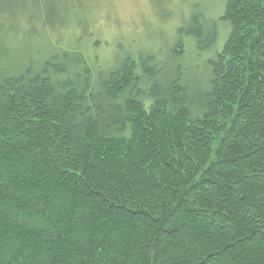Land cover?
I'll use <instances>...</instances> for the list:
<instances>
[{"label":"trees","instance_id":"obj_1","mask_svg":"<svg viewBox=\"0 0 264 264\" xmlns=\"http://www.w3.org/2000/svg\"><path fill=\"white\" fill-rule=\"evenodd\" d=\"M219 21L205 83L0 47V264H264V0ZM218 22L179 33L208 51Z\"/></svg>","mask_w":264,"mask_h":264},{"label":"rangeland","instance_id":"obj_2","mask_svg":"<svg viewBox=\"0 0 264 264\" xmlns=\"http://www.w3.org/2000/svg\"><path fill=\"white\" fill-rule=\"evenodd\" d=\"M225 5L226 0H0V15L6 16L0 18V47L8 68L15 63L23 68L29 61L39 67L68 53L69 61L81 58L106 73L128 57L138 62L152 55L169 76L180 73L191 82L199 74L205 83L206 63L223 49L230 33L227 22H218ZM196 13L218 22V41L208 51L198 49L195 37L179 33ZM182 42L180 63L171 51Z\"/></svg>","mask_w":264,"mask_h":264}]
</instances>
